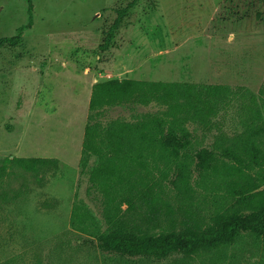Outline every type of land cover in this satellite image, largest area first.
<instances>
[{
	"label": "rangeland",
	"instance_id": "rangeland-1",
	"mask_svg": "<svg viewBox=\"0 0 264 264\" xmlns=\"http://www.w3.org/2000/svg\"><path fill=\"white\" fill-rule=\"evenodd\" d=\"M212 85L224 89L212 95ZM156 117L191 132L188 173L204 213L224 189L201 180L202 148L264 171V0H0V158L13 160L0 186V264H180L181 252L105 251L71 224L82 199L109 226L90 128ZM21 157L51 162L28 170ZM158 163L172 195L178 163ZM185 263L264 264V233L242 231Z\"/></svg>",
	"mask_w": 264,
	"mask_h": 264
},
{
	"label": "trees",
	"instance_id": "trees-1",
	"mask_svg": "<svg viewBox=\"0 0 264 264\" xmlns=\"http://www.w3.org/2000/svg\"><path fill=\"white\" fill-rule=\"evenodd\" d=\"M223 89L212 85L208 91L215 95ZM132 95L135 97L134 90ZM170 122L156 117L134 123L118 121L105 129L97 125L90 128L87 145L100 157L91 179L103 194L109 226L102 230L98 217L82 199L73 206L72 226L97 237L105 251L160 258L181 252L184 258L178 261L180 264L232 242L242 231L263 234L264 171L259 175L251 171L257 159L247 162L232 151L234 160L225 162L208 148L197 152L201 180L206 181L210 175L224 189L221 204L212 214H206L188 173L190 157L185 153L192 143L191 132L184 125ZM148 157L154 162H148ZM159 159L166 165L178 163L171 179L175 186L172 195L161 181L167 170L155 174ZM10 162L13 160L8 157L0 158V186ZM46 162L51 161L25 157L15 161L28 170Z\"/></svg>",
	"mask_w": 264,
	"mask_h": 264
}]
</instances>
